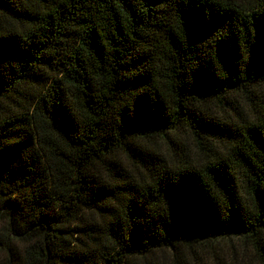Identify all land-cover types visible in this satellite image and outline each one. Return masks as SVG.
<instances>
[{"label": "trees", "instance_id": "16d2710c", "mask_svg": "<svg viewBox=\"0 0 264 264\" xmlns=\"http://www.w3.org/2000/svg\"><path fill=\"white\" fill-rule=\"evenodd\" d=\"M264 264V0H0V264Z\"/></svg>", "mask_w": 264, "mask_h": 264}, {"label": "rangeland", "instance_id": "374dc122", "mask_svg": "<svg viewBox=\"0 0 264 264\" xmlns=\"http://www.w3.org/2000/svg\"><path fill=\"white\" fill-rule=\"evenodd\" d=\"M212 252L225 264H256V254L249 243L233 236L219 240Z\"/></svg>", "mask_w": 264, "mask_h": 264}]
</instances>
